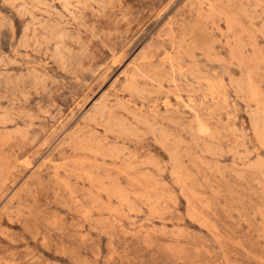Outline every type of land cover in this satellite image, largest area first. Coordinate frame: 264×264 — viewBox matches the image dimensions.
I'll list each match as a JSON object with an SVG mask.
<instances>
[{
  "label": "rangeland",
  "instance_id": "374dc122",
  "mask_svg": "<svg viewBox=\"0 0 264 264\" xmlns=\"http://www.w3.org/2000/svg\"><path fill=\"white\" fill-rule=\"evenodd\" d=\"M0 264H264V0H0Z\"/></svg>",
  "mask_w": 264,
  "mask_h": 264
},
{
  "label": "bare ground",
  "instance_id": "6f19581e",
  "mask_svg": "<svg viewBox=\"0 0 264 264\" xmlns=\"http://www.w3.org/2000/svg\"><path fill=\"white\" fill-rule=\"evenodd\" d=\"M156 16V15H155Z\"/></svg>",
  "mask_w": 264,
  "mask_h": 264
}]
</instances>
